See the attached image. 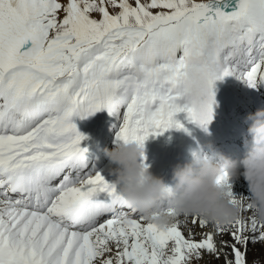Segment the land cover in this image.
<instances>
[{
    "label": "snow or ice",
    "instance_id": "obj_1",
    "mask_svg": "<svg viewBox=\"0 0 264 264\" xmlns=\"http://www.w3.org/2000/svg\"><path fill=\"white\" fill-rule=\"evenodd\" d=\"M225 76L264 82V0H0V264H249L264 223L226 173L235 220L161 229L83 172L72 122L106 110L141 146L177 113L206 128Z\"/></svg>",
    "mask_w": 264,
    "mask_h": 264
},
{
    "label": "clouds",
    "instance_id": "obj_2",
    "mask_svg": "<svg viewBox=\"0 0 264 264\" xmlns=\"http://www.w3.org/2000/svg\"><path fill=\"white\" fill-rule=\"evenodd\" d=\"M244 122L250 141H245L248 147L243 157L235 159L209 146V154L194 155L189 162L173 167L170 186L145 167L144 145L135 141L117 143L111 150H104L107 160L115 165L111 170L113 183L148 222L165 229L179 216H200L221 225L231 223L240 209L229 202L217 178L225 173L232 181L242 177L250 193L247 203L264 223V108L248 113ZM168 188L172 193L167 201L171 212L159 203Z\"/></svg>",
    "mask_w": 264,
    "mask_h": 264
},
{
    "label": "bare ground",
    "instance_id": "obj_3",
    "mask_svg": "<svg viewBox=\"0 0 264 264\" xmlns=\"http://www.w3.org/2000/svg\"><path fill=\"white\" fill-rule=\"evenodd\" d=\"M212 91L214 101L211 106L212 118L206 128L188 122L184 113H177L175 119L183 124L186 131L171 128L162 134L149 136L144 142L145 165L152 175L161 178L166 185L170 186L172 183L171 176L174 166H171L170 163L173 155L179 156V164L182 165L189 162L194 155L209 154V146L235 159L243 157L247 150L248 145L245 141H250V137H247L246 134L248 125L244 122V118L248 113L264 108V82H258L255 87H249L246 82L235 76H225L223 79L214 81ZM116 118L115 114H109L106 110H100L83 119L78 116L72 117L73 123L77 124V130L86 137L80 145L86 149L85 153L90 147L95 146L98 139H101L104 150L108 149L110 144L116 146V137L113 141L110 139L118 131L120 121ZM231 123L243 126L244 135L232 140L217 142L209 140L207 137L202 138V135L207 131H214L217 135L222 136L229 129ZM116 125L117 128L113 131ZM108 134L111 137L106 138ZM103 161L98 162L95 168L89 166L90 163H88V166L83 168V172L99 173L106 181L112 177V180L108 181L111 183L115 180V175L111 171L115 165L110 164L106 157ZM106 161L108 162L107 166L102 168ZM232 191L235 196L250 199L247 184L242 177L232 181ZM248 260L249 264H253V261L264 264V243L249 245Z\"/></svg>",
    "mask_w": 264,
    "mask_h": 264
},
{
    "label": "rangeland",
    "instance_id": "obj_4",
    "mask_svg": "<svg viewBox=\"0 0 264 264\" xmlns=\"http://www.w3.org/2000/svg\"><path fill=\"white\" fill-rule=\"evenodd\" d=\"M226 2H228L231 6H234L235 5V3H236V0H226ZM225 11H231L232 10V7H228V8H225L224 9ZM120 121V120H119ZM73 122V121H72ZM119 123V122H118ZM118 123H117V125H118ZM74 124L75 125H77L75 122H74ZM117 125H116V127L113 129V131L117 128ZM119 125H120V123H119ZM119 128V127H118ZM112 131V132H113ZM112 134V133H111ZM111 137V136H110ZM116 137V132L114 133V135L110 138L111 139V141H113V139ZM113 145L112 144H110V149L109 150H111V148H114V146L112 147ZM107 164H108V162L106 161V163L102 166V168L104 167H106L107 166ZM112 178V177H111ZM108 179V181L109 180H112V179ZM259 245V244H258ZM261 246V245H260Z\"/></svg>",
    "mask_w": 264,
    "mask_h": 264
}]
</instances>
